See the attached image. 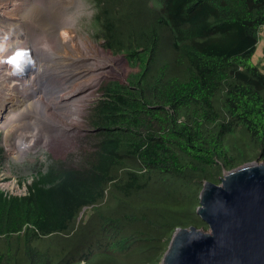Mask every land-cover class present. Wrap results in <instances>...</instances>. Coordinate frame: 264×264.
I'll use <instances>...</instances> for the list:
<instances>
[{
	"label": "trees",
	"instance_id": "16d2710c",
	"mask_svg": "<svg viewBox=\"0 0 264 264\" xmlns=\"http://www.w3.org/2000/svg\"><path fill=\"white\" fill-rule=\"evenodd\" d=\"M91 1L131 72L100 88L74 165L38 172L26 196L0 186V264H161L179 229L209 231L206 182L264 163V0Z\"/></svg>",
	"mask_w": 264,
	"mask_h": 264
},
{
	"label": "rangeland",
	"instance_id": "374dc122",
	"mask_svg": "<svg viewBox=\"0 0 264 264\" xmlns=\"http://www.w3.org/2000/svg\"><path fill=\"white\" fill-rule=\"evenodd\" d=\"M13 5L17 10L11 9ZM9 10L19 13L12 16L8 23H0V40L4 41L3 32L13 34L11 29L21 25L23 37L20 36L15 43L1 49L3 56L13 49L12 46L17 47L25 42L31 51L37 49L44 64H49L57 72L52 66L57 64L54 54L61 47L58 32L63 29L68 33L63 38H72V44L67 45L75 49L85 61L83 67H72L76 83L71 98H56L59 81L52 73V81L45 85L50 88L51 94H48V99H44L46 94L43 92L41 107L28 108L20 118L13 119L8 115L5 120L0 118V186L9 195L21 197L27 195L28 187L38 172L46 171L55 162L74 165L79 159L82 146L88 143L90 129L86 126V117L92 105L102 97L100 88L110 81L126 83L131 68L126 57L112 54L101 36L97 37L93 28L95 7L91 0H0V17L8 19L3 12ZM28 34L29 42L25 39ZM72 57L73 62H76L73 54ZM254 63L264 73V30L261 32ZM34 133L38 141L29 153L15 157V147L23 145L24 140L33 137ZM248 139V136L239 137L230 141L229 145L247 146ZM245 154H251L256 159L250 149Z\"/></svg>",
	"mask_w": 264,
	"mask_h": 264
},
{
	"label": "water",
	"instance_id": "95a60500",
	"mask_svg": "<svg viewBox=\"0 0 264 264\" xmlns=\"http://www.w3.org/2000/svg\"><path fill=\"white\" fill-rule=\"evenodd\" d=\"M197 212L209 231L179 229L162 264H264V163L206 182Z\"/></svg>",
	"mask_w": 264,
	"mask_h": 264
},
{
	"label": "bare ground",
	"instance_id": "6f19581e",
	"mask_svg": "<svg viewBox=\"0 0 264 264\" xmlns=\"http://www.w3.org/2000/svg\"><path fill=\"white\" fill-rule=\"evenodd\" d=\"M15 2L19 3V1H15ZM11 9L13 11L17 10L15 8V5H13ZM12 10L3 12V14L6 13L8 19H4L5 17L3 16L0 17L1 24L8 23L12 16H16L19 13V12L18 13L13 12ZM21 27L22 25L15 26L13 29H11L13 31L12 32L13 34L11 33L9 34L8 32L6 33L3 32V36H4L3 38L5 42L0 40V118L3 120H5L4 118H6L5 117L6 115H8V117L10 118L12 117L13 119L20 118L23 112L28 108H31L32 106L41 107L43 92L44 94H46L44 99L45 98L48 99L49 98L48 94H51L50 88L45 87V85L46 83L52 81V73L59 81V90L55 91L56 98H60V99L62 97L71 98L73 95L72 88L76 83V81L74 80L75 75L72 70V67L85 66V61H83V58L80 56V54L75 49H70V47L67 45L68 43L72 44L70 42L72 41L70 40L72 38L67 37V39H64L63 36H67L68 33L66 32V30H63L61 28H60L61 30L59 29L60 31L58 30L59 31L58 36L60 37L59 43L61 44V47H59L57 49V53L54 54V56L56 57L57 64L52 66V68L54 67V69H56L57 72L55 70H52L49 64L48 65L44 64V60L40 58V54L37 49L31 51L27 46L28 44L26 45L25 42L22 43L20 46L17 44L18 45L17 47L12 46L11 48L13 49H10L3 56L2 50L7 45H11V43H15L20 38V36H22ZM13 36L15 38V41L12 42ZM29 38H30V34H28L27 37H25L27 42H29L28 41ZM19 52L27 53V58L30 59V62L22 63L23 71L15 70L14 65L9 63V61L13 57H15ZM72 54L76 57L77 59L76 62H73ZM21 73L23 74L27 73V75L24 78L18 77L17 74H21ZM60 91L62 92L59 95ZM6 111L9 112L6 113ZM37 141H38V136L34 133L33 137L24 140L23 145H17L15 147L16 151L13 150V153L16 155L15 157L17 158L22 157L23 155L29 153V151L32 149V147L35 145Z\"/></svg>",
	"mask_w": 264,
	"mask_h": 264
},
{
	"label": "clouds",
	"instance_id": "9594fccd",
	"mask_svg": "<svg viewBox=\"0 0 264 264\" xmlns=\"http://www.w3.org/2000/svg\"><path fill=\"white\" fill-rule=\"evenodd\" d=\"M27 62H30V59L27 58V53H25V52H19V53H17V55L15 57H13L9 61V63H11V64L14 65V68L17 71H23L22 63H27Z\"/></svg>",
	"mask_w": 264,
	"mask_h": 264
}]
</instances>
